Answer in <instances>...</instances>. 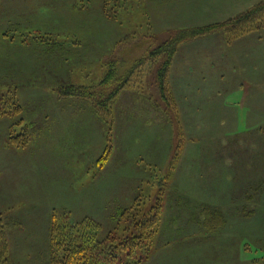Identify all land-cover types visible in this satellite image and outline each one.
Segmentation results:
<instances>
[{
	"label": "rangeland",
	"instance_id": "rangeland-1",
	"mask_svg": "<svg viewBox=\"0 0 264 264\" xmlns=\"http://www.w3.org/2000/svg\"><path fill=\"white\" fill-rule=\"evenodd\" d=\"M263 1L0 0V218L22 244L6 264H49L57 219L121 236L149 211L139 264H264V14L241 19ZM212 25L178 45L163 98L150 51ZM117 63L134 73L107 108L60 92L107 94Z\"/></svg>",
	"mask_w": 264,
	"mask_h": 264
},
{
	"label": "trees",
	"instance_id": "trees-1",
	"mask_svg": "<svg viewBox=\"0 0 264 264\" xmlns=\"http://www.w3.org/2000/svg\"><path fill=\"white\" fill-rule=\"evenodd\" d=\"M252 9V11L246 13V15L241 19H247L248 17H256L264 14V1L257 4ZM218 28V25H212L181 31L169 41L158 43L157 46L150 51L149 57H156L160 55H164L165 57L166 55L158 70L159 87L163 98L166 99L167 97L166 92L168 90L169 68L178 45L187 38L205 34ZM144 60L145 58H142L140 62L143 63ZM119 64L117 63L114 67L111 65L110 71L101 82V85L109 84L112 81L118 82L116 88L110 90L107 94H103L105 92L102 90L97 92L88 86H77L72 84L61 88L60 92L63 96L67 97L76 96L91 100L93 99L98 107L107 108L119 94L121 89L125 87L134 73V69H132L127 75L123 76L121 66L119 69ZM9 102L10 100H8L7 104ZM13 105L18 110L19 107L15 106V103H13ZM1 114L3 115L5 113L0 111V115ZM205 211L207 214L206 217L203 218V221L206 228L214 229L219 227L220 224L225 223L222 216L220 221L214 224V219L215 221L218 220L213 216L214 212L209 209ZM121 214L129 215L126 212ZM130 216L131 220L130 223H128L130 224V227L125 226L121 236L114 234V232H108L102 235V226L93 219H85L80 223L75 222V224L70 227L62 224V222L57 219V222H53V225L51 226V258L49 264L141 263L145 257H142L141 255L140 257H137V252L141 249L145 251L146 255L149 254H147V251H149L147 248H149V245L151 244L150 238L153 235V231L155 230L154 228H156L157 224L160 222V216L158 212L152 215L151 211L144 213L141 217H138L136 213ZM8 254V232L3 219L0 218V264H6L8 262ZM262 258H264V256Z\"/></svg>",
	"mask_w": 264,
	"mask_h": 264
},
{
	"label": "crops",
	"instance_id": "crops-1",
	"mask_svg": "<svg viewBox=\"0 0 264 264\" xmlns=\"http://www.w3.org/2000/svg\"><path fill=\"white\" fill-rule=\"evenodd\" d=\"M16 219L18 221L21 220L18 217H16ZM8 235H9L10 251L13 252V251L19 250L21 248V245H22L21 242H19L20 241V236H18L15 232H12L11 235H10V231L9 230H8Z\"/></svg>",
	"mask_w": 264,
	"mask_h": 264
}]
</instances>
